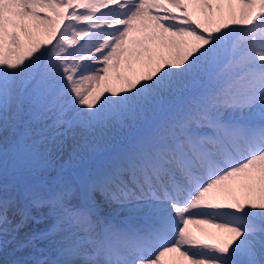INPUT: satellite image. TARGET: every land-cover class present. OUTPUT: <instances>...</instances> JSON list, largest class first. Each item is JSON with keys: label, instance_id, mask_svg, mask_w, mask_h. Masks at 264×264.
I'll return each instance as SVG.
<instances>
[{"label": "snow or ice", "instance_id": "1", "mask_svg": "<svg viewBox=\"0 0 264 264\" xmlns=\"http://www.w3.org/2000/svg\"><path fill=\"white\" fill-rule=\"evenodd\" d=\"M0 264H264V0H0Z\"/></svg>", "mask_w": 264, "mask_h": 264}]
</instances>
